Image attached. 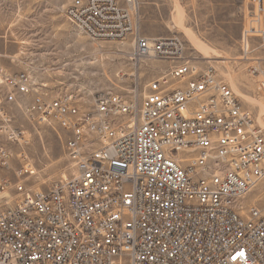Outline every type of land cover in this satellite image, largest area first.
<instances>
[{"label":"built area","instance_id":"obj_1","mask_svg":"<svg viewBox=\"0 0 264 264\" xmlns=\"http://www.w3.org/2000/svg\"><path fill=\"white\" fill-rule=\"evenodd\" d=\"M250 2L245 54L264 46V0ZM137 7L73 0L66 17L93 41L132 35L134 56L181 61L141 100L106 91L84 109L0 62V264H264V204L244 202L264 185V131L213 68L183 61L178 37L142 35ZM21 121L65 130L71 173L47 190L25 186L30 162L12 165L9 145L31 142Z\"/></svg>","mask_w":264,"mask_h":264},{"label":"rangeland","instance_id":"obj_2","mask_svg":"<svg viewBox=\"0 0 264 264\" xmlns=\"http://www.w3.org/2000/svg\"><path fill=\"white\" fill-rule=\"evenodd\" d=\"M72 1L0 0V62L13 73H29L47 84L49 91L73 94L84 109L92 106L98 93L106 91L130 96L137 89L141 100L148 92L147 85L163 76L173 61L134 56L132 35L119 40L93 41L76 31L66 17ZM252 7L250 0H222L218 2L221 8L218 19H199L190 17L191 6L188 2L184 6L183 0H138L133 16L144 36L178 37L184 45L183 61L190 60L199 70L213 68L264 131L259 106L246 98L264 104V95L259 90V80L264 77V46L245 54L242 42ZM206 28L209 33L204 32ZM258 44L257 39L250 38L248 50ZM254 67L259 68V73L250 71ZM184 85L185 82L174 81V87ZM21 123L29 129L32 139L27 145H9L15 151L12 165L17 168L30 162L36 171L23 177L25 186L47 190L71 173L64 151L65 130L41 125L36 131L29 123ZM20 152L23 154L17 159ZM25 153L27 160L23 159ZM7 172L12 183L7 193L15 198L16 177L13 170ZM256 196L264 204V185L248 194L244 202L250 203Z\"/></svg>","mask_w":264,"mask_h":264},{"label":"crops","instance_id":"obj_3","mask_svg":"<svg viewBox=\"0 0 264 264\" xmlns=\"http://www.w3.org/2000/svg\"><path fill=\"white\" fill-rule=\"evenodd\" d=\"M190 4V17L199 19H218V2L222 3V0H183L184 6ZM203 4V5H202ZM205 33H209V29L206 28ZM22 43H25V41ZM173 65H179L181 61H173Z\"/></svg>","mask_w":264,"mask_h":264},{"label":"bare ground","instance_id":"obj_4","mask_svg":"<svg viewBox=\"0 0 264 264\" xmlns=\"http://www.w3.org/2000/svg\"><path fill=\"white\" fill-rule=\"evenodd\" d=\"M141 58V57H140ZM229 68V67H228ZM229 71V70H228ZM229 73H230V71H229ZM231 74V73H230ZM231 75H233V74H231ZM231 79H233V78H231ZM231 81V80H230ZM232 83V87H235V85L233 84V82H231ZM235 89V88H234ZM246 98H247V100L248 101H250L251 103H253V104H256V105H258L259 106V112H260V115L262 116H264V104L263 103H257L256 102V100L254 99V98H252V97H249V96H246ZM30 137H32V135L30 134ZM39 137H40V135H39ZM42 137V136H41ZM32 139V138H31ZM26 155H27V153H25ZM28 156V155H27ZM4 195H6V196H9V194L7 193V192H5L4 193Z\"/></svg>","mask_w":264,"mask_h":264}]
</instances>
